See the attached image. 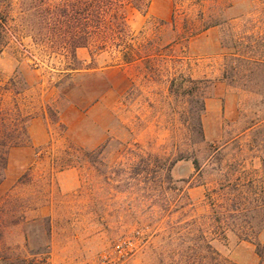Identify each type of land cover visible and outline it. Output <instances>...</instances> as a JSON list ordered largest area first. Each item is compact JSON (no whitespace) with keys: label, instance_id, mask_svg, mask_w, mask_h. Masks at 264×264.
Instances as JSON below:
<instances>
[{"label":"rangeland","instance_id":"1","mask_svg":"<svg viewBox=\"0 0 264 264\" xmlns=\"http://www.w3.org/2000/svg\"><path fill=\"white\" fill-rule=\"evenodd\" d=\"M29 3L0 0V264H259L264 0L125 4L126 42L75 55L32 39ZM249 180L216 234L207 194Z\"/></svg>","mask_w":264,"mask_h":264},{"label":"trees","instance_id":"2","mask_svg":"<svg viewBox=\"0 0 264 264\" xmlns=\"http://www.w3.org/2000/svg\"><path fill=\"white\" fill-rule=\"evenodd\" d=\"M150 3L151 0H30L22 12L28 23L29 34L35 42L45 43L51 49L69 51L75 55L77 50L93 45L101 51L108 47H120L130 37V32L118 9L125 4H131L140 10H147ZM5 20V16L0 13V28L3 27ZM215 24L216 22L207 24L204 29L207 30ZM174 26H176V18H174ZM185 27L189 31L187 23ZM136 54V51L131 49L123 53L122 60L128 64L133 63L136 61ZM173 86L180 85L173 83ZM161 171H164V168ZM167 171L170 176V168ZM254 186L255 181L252 180L243 184L222 185L218 194L221 200L219 205H215L211 192L207 194L212 211L218 216L216 221L219 225L215 226L216 234L225 235L227 230L232 229L229 220L235 221L241 216H246L245 213L251 210L244 208L245 198L242 189H253ZM254 196L258 197V195ZM255 197H252L253 201H257ZM244 222L250 225L247 220ZM239 230L242 234H247L252 232L253 227L240 225ZM253 245L260 259L259 264H264V243L257 242ZM207 248L211 250L208 244Z\"/></svg>","mask_w":264,"mask_h":264}]
</instances>
